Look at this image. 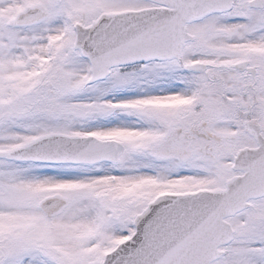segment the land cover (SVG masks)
Returning a JSON list of instances; mask_svg holds the SVG:
<instances>
[{
	"label": "snow or ice",
	"instance_id": "6c2138e0",
	"mask_svg": "<svg viewBox=\"0 0 264 264\" xmlns=\"http://www.w3.org/2000/svg\"><path fill=\"white\" fill-rule=\"evenodd\" d=\"M0 264H264V0H0Z\"/></svg>",
	"mask_w": 264,
	"mask_h": 264
}]
</instances>
